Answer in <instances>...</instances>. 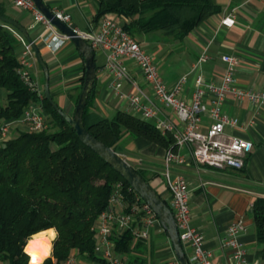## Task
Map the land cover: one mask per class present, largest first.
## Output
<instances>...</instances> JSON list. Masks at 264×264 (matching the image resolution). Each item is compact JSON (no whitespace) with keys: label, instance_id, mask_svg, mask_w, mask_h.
Segmentation results:
<instances>
[{"label":"crops","instance_id":"0c3cea01","mask_svg":"<svg viewBox=\"0 0 264 264\" xmlns=\"http://www.w3.org/2000/svg\"><path fill=\"white\" fill-rule=\"evenodd\" d=\"M43 2L51 11L60 9L68 12L72 16L74 27L81 31H97L100 27L102 18L96 19L97 0H43ZM215 2L220 6V12L184 39L168 38L163 35L151 37L149 34L138 36L141 46L154 61H157L155 62L157 67L162 66L164 80L169 87L174 86L183 75L191 73L200 57L203 54L207 55L208 59L201 70L191 73L185 85L182 98L187 101L191 100L196 86V74H201L206 83L222 85L226 72V64L222 61L223 55L237 57L235 79L239 87L264 91V0H215ZM0 11L19 21L34 40L38 39L42 27L38 26L32 30L33 21L30 14L16 7L12 0H0ZM107 15L119 18L115 14ZM120 20L125 23L124 18ZM38 43L48 66L52 96L56 102L58 98L57 103L65 113L73 116L75 107L72 97L83 88L84 58L71 41L57 52L51 51L41 42ZM20 52L21 49L19 55ZM105 62L106 55L103 52H95L96 109L103 117L110 119L118 111L132 113L125 102L111 93V77L104 69ZM123 62L133 77L146 86L135 62L130 59H123ZM43 72L39 65L34 69V75L38 78L45 74ZM124 89L132 91L128 84ZM148 90L151 93V90ZM223 111L239 121L238 126L225 128L226 136L243 138L254 144L245 167L242 170L222 171L189 163L173 168L174 175H183L188 183L192 227L204 237L205 248L211 251L213 264H232L231 251L223 247L222 239L228 226L239 220L245 224V231L240 240L246 247L248 258L250 260L261 258L252 207L257 198L264 197V106L258 108L247 101L238 102L228 94ZM164 114L179 125L174 111L164 109ZM211 124V118L203 115L201 130L206 132ZM165 151L153 143L130 135H126L116 148V152L134 169L145 172L150 185L171 208V195L163 175ZM182 153H187V149H182ZM49 231H54L56 238L55 229ZM134 245L137 246L132 254L134 264H168L175 255L172 241L161 222L151 229L148 241L135 242ZM184 250L190 259L193 254L191 248L184 247ZM50 253L52 254V250ZM0 264L8 263L0 261ZM81 264L103 263L90 262L81 257Z\"/></svg>","mask_w":264,"mask_h":264},{"label":"trees","instance_id":"16d2710c","mask_svg":"<svg viewBox=\"0 0 264 264\" xmlns=\"http://www.w3.org/2000/svg\"><path fill=\"white\" fill-rule=\"evenodd\" d=\"M97 3V20L107 14L124 18L125 30L137 40L142 34L153 33L184 39L220 12L215 0H97ZM0 15L12 19L4 11ZM13 31L21 34L0 21V90L6 92L0 120L7 121L22 118L25 110L38 102L36 93L21 78V43ZM84 79L85 74L82 84ZM95 99L94 87L84 113L85 128L108 147L116 151L126 135L165 150L173 147V136L163 135L153 122L124 111H118L111 119L103 117L96 109ZM42 104L46 113L45 131L18 129L13 138L0 141V261L64 264L78 255L90 262L104 263L96 255L99 216L107 209L118 183H122L127 200H132L135 192H128L129 183L80 141L46 98ZM135 170L150 182L143 170ZM252 212L260 256L264 259V197L255 200ZM50 229L57 233L52 254L36 263L25 249L30 240ZM111 240L116 253L127 259V264H134L132 254L137 246L132 233L126 231L120 236L115 233Z\"/></svg>","mask_w":264,"mask_h":264},{"label":"built area","instance_id":"2783aa9c","mask_svg":"<svg viewBox=\"0 0 264 264\" xmlns=\"http://www.w3.org/2000/svg\"><path fill=\"white\" fill-rule=\"evenodd\" d=\"M12 2L30 14L33 21L32 30L38 26L42 27L38 39L34 40L36 43L41 42L51 51L57 52L71 41L46 18L33 0ZM52 13L95 52H103L106 55L104 69L111 77V93L125 102L132 114L153 122L163 135L173 136L174 145L164 154L163 175L171 195V210L179 236L183 246L192 250V257L188 259L190 264H213L212 253L205 248L204 237L192 227L188 183L183 175H174L173 168L194 163L222 171L242 170L248 155L254 149V144L243 138L226 136L225 128L236 127L239 121L226 115L223 106L226 96L231 94L238 102L247 101L261 108L264 106V91L239 87L235 79L238 59L233 55H223L222 61L226 64V72L222 85L206 83L201 74H196V86L191 100L187 101L182 98L185 85L191 73L201 70L208 59L206 54L200 57L191 73L183 75L174 86L169 87L153 57L125 30V23L120 17L117 19L105 15L97 31H81L74 27L72 16L68 12L56 9ZM16 35L21 43L19 55L21 78L27 87L36 93L38 102L31 104L18 120H0L1 142L13 138L18 129L36 133L47 129L46 113L42 104L45 98L44 85L34 75V69L38 65L36 55L31 44L21 34ZM123 59L135 62L146 86L133 77ZM126 84L131 86L132 91L124 89ZM1 105L0 101V109ZM164 109L174 111L179 125L165 116ZM203 115H208L212 120L206 132L201 130ZM182 149H187V153H182ZM131 191H134L132 187L128 189V192ZM126 196L122 183H118L107 209L100 214L97 221L96 255L104 262L103 264H127V261L115 251V244L111 240L113 234L120 236L130 231L135 242H146L150 239L151 229L160 224L153 208L137 192L130 201ZM244 231L245 224L239 220L228 226L222 239L223 247L231 251L232 264H264L263 258L255 260L248 258L246 247L240 240ZM64 264H81V257L75 255ZM168 264L180 263L174 255Z\"/></svg>","mask_w":264,"mask_h":264},{"label":"water","instance_id":"95a60500","mask_svg":"<svg viewBox=\"0 0 264 264\" xmlns=\"http://www.w3.org/2000/svg\"><path fill=\"white\" fill-rule=\"evenodd\" d=\"M38 9L51 21V23L58 28L63 34L70 38L71 42L76 46L85 61V79L79 99L76 103L73 116L65 113L58 103L53 99L50 89V75L48 66L43 58L39 45L29 34L28 30L18 21L6 18L0 15V21L15 27L26 41L31 44L38 64L45 73L44 94L47 101L57 110L65 120L71 125L77 133L80 141L104 159L117 173H119L133 188L135 192L148 203L158 216L161 224L172 241L175 255L180 264H190L184 246L181 242L179 231L174 219L173 212L170 207L157 194L153 187L147 183L129 164V162L118 154L115 150L108 147L104 143L97 140L85 128L84 113L88 104L89 97L93 91L97 80V68L95 64V51L71 28L59 21L52 13L51 9L43 0H33Z\"/></svg>","mask_w":264,"mask_h":264},{"label":"bare ground","instance_id":"6f19581e","mask_svg":"<svg viewBox=\"0 0 264 264\" xmlns=\"http://www.w3.org/2000/svg\"><path fill=\"white\" fill-rule=\"evenodd\" d=\"M55 238L54 231L40 233L27 245L25 251L31 255L34 262H40L49 256L52 250V241Z\"/></svg>","mask_w":264,"mask_h":264},{"label":"rangeland","instance_id":"374dc122","mask_svg":"<svg viewBox=\"0 0 264 264\" xmlns=\"http://www.w3.org/2000/svg\"><path fill=\"white\" fill-rule=\"evenodd\" d=\"M147 35V34H146ZM151 37H155V36H157V35H161V33H153V34H149ZM155 62H157V61H155ZM164 67V66H163ZM159 68V67H158ZM160 70H159V72H160V74H161V76L163 77V79H164V72L162 71V66H160V68H159ZM44 73V72H43ZM39 80H41V82L43 83V85L45 84V74L42 76L41 75V77L39 78ZM144 81V80H143ZM80 93H81V90L80 91H78V92H76L75 94H74V97H72V103H73V105H74V107H76V103H77V100H78V98H79V95H80ZM5 95H6V92L5 91H3V90H0V101H1V103H2V101H3V99L5 98ZM2 98V99H1ZM56 100H57V102H59L58 101V98H56ZM35 237V236H34ZM49 257V256H48ZM47 257V258H48ZM46 259V258H45Z\"/></svg>","mask_w":264,"mask_h":264}]
</instances>
